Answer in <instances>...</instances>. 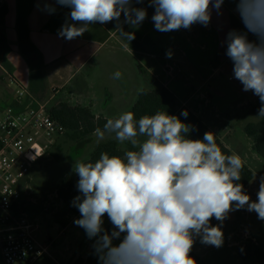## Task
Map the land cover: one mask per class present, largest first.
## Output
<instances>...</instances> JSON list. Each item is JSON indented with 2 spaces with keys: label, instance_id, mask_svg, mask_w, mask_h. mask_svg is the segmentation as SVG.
I'll return each mask as SVG.
<instances>
[{
  "label": "clouds",
  "instance_id": "clouds-1",
  "mask_svg": "<svg viewBox=\"0 0 264 264\" xmlns=\"http://www.w3.org/2000/svg\"><path fill=\"white\" fill-rule=\"evenodd\" d=\"M144 0H55L70 8L69 19L59 36L75 39L95 23L113 21L138 28L147 18V9L133 7ZM225 0H148L154 8L155 30L166 33L190 29L194 24L207 27L212 13L222 14ZM244 30H230L225 37L226 56L233 64V77L259 98L257 116L264 117V0H233ZM47 7V5H46ZM54 12L55 9L50 8ZM79 25V26H78ZM121 35L135 39L134 32ZM249 35L255 39H249ZM172 53H166L171 58ZM121 73H114L119 79ZM187 117L184 110L180 114ZM192 126L178 116L157 111L138 120L127 111L108 119L97 128L98 139L114 134L134 150L123 157L101 153L95 162H76L79 179L71 205L80 218L74 224L93 240L99 264H196L190 255L195 238L220 248L224 233L221 224L234 210L246 208L264 221V177L253 201L237 183L243 161L238 154H225L213 132L202 139H191ZM144 137L143 140L139 139ZM112 224L104 228V217ZM115 241H119L115 243Z\"/></svg>",
  "mask_w": 264,
  "mask_h": 264
},
{
  "label": "crops",
  "instance_id": "crops-1",
  "mask_svg": "<svg viewBox=\"0 0 264 264\" xmlns=\"http://www.w3.org/2000/svg\"><path fill=\"white\" fill-rule=\"evenodd\" d=\"M133 7L146 8L148 13L138 28L123 23L121 16L120 27L134 32L135 39L127 41L113 21L92 24L83 35L69 41L58 33L66 20L71 23L70 8L55 0H5L0 11V109L13 105L15 89L24 87L49 106L54 102L88 107L96 118L116 119L132 109L141 91L159 85L174 94L179 107L190 109L217 135L218 128L211 126L202 109L213 102L211 90L215 91L212 82L216 76L222 70L233 69L225 54L224 40L230 30H244L240 17L228 10L229 15L220 16L213 11V22L207 27L194 24L190 29L162 33L155 30L151 19L154 8L149 7L148 0L133 3ZM223 18L230 26H223L225 31L221 32L225 36L217 42V52L209 48L208 34L212 33L213 23ZM233 23L240 28H234ZM168 52L172 53L171 58L166 56ZM138 65L152 81L139 71ZM117 71L122 74L119 79L114 78ZM229 80L233 81L231 77ZM65 90L72 91L63 97ZM108 141H115L121 151L132 148L130 142L117 141L114 134H106L97 146ZM60 224V232L52 241L54 246L71 226L70 222ZM66 250L68 254L63 256L69 264L81 258L73 249ZM194 251L199 255L202 248L198 246Z\"/></svg>",
  "mask_w": 264,
  "mask_h": 264
},
{
  "label": "rangeland",
  "instance_id": "rangeland-1",
  "mask_svg": "<svg viewBox=\"0 0 264 264\" xmlns=\"http://www.w3.org/2000/svg\"><path fill=\"white\" fill-rule=\"evenodd\" d=\"M235 7L233 0H225L221 13L229 15L230 12L239 18L234 10ZM232 19L235 18L232 16ZM213 25L212 33L208 34L210 36L208 46L211 49L215 48L218 52L220 50L218 43L222 41V36H225L221 30L224 25L230 26V23L223 18L215 21ZM233 27L240 28L236 23H233ZM250 39L254 40L255 37ZM229 77L233 81H230ZM212 87L215 89V91L211 90L214 96L213 102L203 106V115L207 116L213 128H218L217 135L229 144L233 153L238 154L243 164L249 165L255 173V179L245 190L255 201L261 178L264 177V159L254 151L253 140L246 135L245 128L259 121L252 110L254 106H261L259 98L251 91H243V86L233 77L231 70H222L212 82ZM71 91L65 90L63 97L69 95ZM55 104L57 103L53 102L50 107ZM99 141L97 135L86 141L85 139L75 141L66 134L58 144L60 147L57 145L58 147L56 146L52 152L33 166L26 182L22 201L24 210L27 212L25 215L39 226L37 238L42 242L52 243L60 232V222L71 223L67 233L55 241L57 242L55 246L52 245L51 253L54 260L45 257L36 264H69L66 256H63L68 254L66 249H73L81 258L87 259L91 254L94 241L88 239L84 229L74 224L80 215H74L70 209L72 201L63 202L57 191L65 178L76 180L75 163L86 162ZM211 224L221 226L224 243L222 247L216 248L202 244L199 237L195 238L193 249H197L198 246L202 248L199 256L205 264H255V261L241 260L237 256L238 249L244 245H251L264 251V221L258 219L255 212L234 210L228 214V218L222 224L215 218L212 219ZM104 228L108 231L112 229V224L106 215ZM118 242L115 241V243ZM56 251H59V254Z\"/></svg>",
  "mask_w": 264,
  "mask_h": 264
},
{
  "label": "built area",
  "instance_id": "built-area-1",
  "mask_svg": "<svg viewBox=\"0 0 264 264\" xmlns=\"http://www.w3.org/2000/svg\"><path fill=\"white\" fill-rule=\"evenodd\" d=\"M4 6L0 0V11ZM15 96L13 105L0 109V264H36L54 260L53 244L37 238L38 225L25 215L26 182L68 130L29 88H16Z\"/></svg>",
  "mask_w": 264,
  "mask_h": 264
},
{
  "label": "trees",
  "instance_id": "trees-1",
  "mask_svg": "<svg viewBox=\"0 0 264 264\" xmlns=\"http://www.w3.org/2000/svg\"><path fill=\"white\" fill-rule=\"evenodd\" d=\"M138 67L139 71L150 80L151 76L147 73V71L141 65H138ZM259 108V106H254L252 108L256 115ZM184 110H187L188 112L187 117L180 115ZM130 111L135 113L137 120L144 115H154L157 111H164L169 115H176L185 124L192 126V131L188 134L191 139H202L205 132H212L209 127L204 124L201 118L197 117L190 109L187 107H179L177 98L174 94L163 86L153 85L152 88L141 91L135 105ZM51 113L53 118L68 130L67 134H69L75 141L80 139H85V141L86 139H91L93 134H95V130L97 128L102 130L108 120L96 118L92 110L88 107L71 106L65 103L52 106ZM257 117L259 118V121L247 125L245 133L253 140L254 151L259 157L264 159V117ZM214 136L217 144L221 147L225 154H233V151L230 150L215 133ZM129 150L134 149L131 148ZM105 152L110 156L117 155L123 157L126 151H121L115 141H108L106 143L99 144L86 162H95L99 159L101 153ZM78 179L79 177L76 175V180L67 177L62 181L61 187L58 189L57 193L63 202L70 203L74 196L78 194V190L76 188ZM254 179L255 173L244 164L241 171V179L237 183L243 184L245 191ZM71 211L75 214H79L78 209L73 206L71 207ZM246 211V208L240 209V212ZM190 255L195 259L196 264H205L193 248ZM237 256L243 261H255V264L264 263V251L262 249L254 248L251 245L241 246L238 249ZM71 264H99V262L92 250L87 259L79 258Z\"/></svg>",
  "mask_w": 264,
  "mask_h": 264
}]
</instances>
